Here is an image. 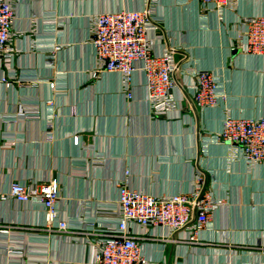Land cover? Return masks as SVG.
<instances>
[{"label":"crops","instance_id":"crops-1","mask_svg":"<svg viewBox=\"0 0 264 264\" xmlns=\"http://www.w3.org/2000/svg\"><path fill=\"white\" fill-rule=\"evenodd\" d=\"M12 1V52L0 55V264L95 260L83 234L48 231L41 205L11 199L14 181L57 177L60 219L85 229L116 225L120 180L171 195L190 193L198 172L223 204L194 242L179 241L186 231L148 229L145 235L172 240L142 242L146 264H264V164L235 158L215 139L228 115L264 116V54L232 46L245 18L264 15V0L210 10L195 0ZM123 9H148L152 50L177 60L176 118L150 114L140 70L130 98L119 73L95 70L91 20ZM200 69L216 74L219 94L216 106L202 110L190 90Z\"/></svg>","mask_w":264,"mask_h":264},{"label":"built area","instance_id":"built-area-1","mask_svg":"<svg viewBox=\"0 0 264 264\" xmlns=\"http://www.w3.org/2000/svg\"><path fill=\"white\" fill-rule=\"evenodd\" d=\"M204 10L229 6L231 0H195ZM12 0H0V55L12 52V22L14 19ZM148 9L120 10L95 15L91 20L89 40L96 57L97 72H116L121 78V91L131 97L133 76L140 70L145 78L149 112L153 117L176 118L182 109L173 94L176 87L178 63L173 52L156 53L152 50L151 19ZM244 32L233 42L234 49L251 54H264V15L251 16L243 20ZM153 31V30H152ZM57 49V47H56ZM95 75V73H94ZM191 97L201 110L217 105L219 100L218 79L209 70L191 73ZM51 89L55 82H49ZM232 147V155L251 165L264 164V116L258 118H224L222 128L215 138ZM127 176V174H126ZM207 179L198 172L190 193L152 195L132 189L127 179L118 185V222L114 227H88L74 229L60 219L57 202L61 185L57 177L40 183L11 184L9 197L18 203L34 202L42 206L48 231L83 234L95 249L94 264H146L142 242L172 240L154 234L145 235L148 229L164 228L169 235L186 231L194 242L198 231L212 219L214 211L222 203L207 191ZM5 196L0 195V199ZM139 227V231L132 228ZM141 231V232H140ZM16 264H27L26 261ZM51 264V263H43Z\"/></svg>","mask_w":264,"mask_h":264},{"label":"rangeland","instance_id":"rangeland-1","mask_svg":"<svg viewBox=\"0 0 264 264\" xmlns=\"http://www.w3.org/2000/svg\"><path fill=\"white\" fill-rule=\"evenodd\" d=\"M238 50H240V49H238ZM208 192H210V191H208ZM210 194H211V192H210ZM217 199H219V197H217ZM223 202H224V201L222 200V203H221V204H223ZM221 204H220V205H221Z\"/></svg>","mask_w":264,"mask_h":264}]
</instances>
